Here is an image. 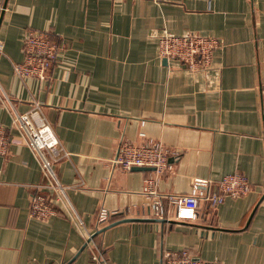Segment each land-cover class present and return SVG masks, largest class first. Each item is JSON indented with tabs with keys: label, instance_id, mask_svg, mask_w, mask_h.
Listing matches in <instances>:
<instances>
[{
	"label": "crops",
	"instance_id": "1",
	"mask_svg": "<svg viewBox=\"0 0 264 264\" xmlns=\"http://www.w3.org/2000/svg\"><path fill=\"white\" fill-rule=\"evenodd\" d=\"M1 1L0 125L11 145L0 156V264H92L58 205L47 221L29 217L30 196L47 192L8 110L33 104L68 154L54 174L106 264H163L165 250L208 264H264V0ZM27 30L57 46L44 80L12 71ZM163 33L216 38L211 68L160 58ZM121 140L170 151L160 194H188L194 179L228 174L251 189L214 210L201 202L195 221L175 220L173 206L157 218L142 192L153 170L111 164Z\"/></svg>",
	"mask_w": 264,
	"mask_h": 264
},
{
	"label": "built area",
	"instance_id": "2",
	"mask_svg": "<svg viewBox=\"0 0 264 264\" xmlns=\"http://www.w3.org/2000/svg\"><path fill=\"white\" fill-rule=\"evenodd\" d=\"M5 6L0 0V17ZM0 44V50H1ZM158 55L165 60L180 63L188 71L208 70L212 66L214 52L219 48L216 38L201 35H174L161 34L157 39ZM21 50L23 61L12 63V71L16 77L23 79L32 77L44 80L52 61L54 60L57 46L46 33L27 30L22 38ZM11 127L18 132L23 141L36 158L44 184L41 187L44 193H33L30 196L29 217L47 221L56 214L58 205L75 228L82 235L85 247L90 252L92 264H106L100 249L96 245L93 234L80 231L82 220L74 210L66 196V187L59 183L53 165L61 158L67 157L62 145L57 139L51 126L42 116L38 104L25 113H18L9 108ZM144 135L140 133V137ZM11 145V136L8 130L0 125V156H7ZM170 151L159 142L134 144L121 140L111 164L123 171L134 168H148L153 170L154 176L144 178L142 192L148 196L153 216L168 219L167 207L175 208V220L195 221L198 218L197 210L203 202L207 210H214L225 197L236 198L245 196L251 189L247 178L241 174H228L220 180L194 179L188 194H160L156 191L157 178L169 170L167 163ZM107 217L104 210L99 212L98 221ZM163 264H208L194 258L188 252L165 250L162 253Z\"/></svg>",
	"mask_w": 264,
	"mask_h": 264
},
{
	"label": "water",
	"instance_id": "3",
	"mask_svg": "<svg viewBox=\"0 0 264 264\" xmlns=\"http://www.w3.org/2000/svg\"><path fill=\"white\" fill-rule=\"evenodd\" d=\"M139 169H148V168H134V170H139ZM149 170H151V169H149ZM160 221H165V220H160ZM100 231H101V230H99L96 234H98ZM96 234H95V235H96ZM93 236H94V234H93Z\"/></svg>",
	"mask_w": 264,
	"mask_h": 264
}]
</instances>
